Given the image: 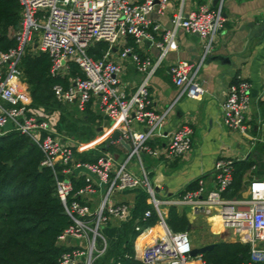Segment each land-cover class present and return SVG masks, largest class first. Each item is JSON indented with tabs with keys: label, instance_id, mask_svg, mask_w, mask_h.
<instances>
[{
	"label": "built area",
	"instance_id": "2783aa9c",
	"mask_svg": "<svg viewBox=\"0 0 264 264\" xmlns=\"http://www.w3.org/2000/svg\"><path fill=\"white\" fill-rule=\"evenodd\" d=\"M20 6L17 26L12 30L13 46L0 50V137L15 133L26 137L41 154L39 168L50 172L54 194L69 225L57 236L58 246L69 249L60 255L58 264H91L108 247L102 230L109 221L124 222L131 208L112 202V195L140 189L148 196L151 209L164 229L163 234L144 246L137 257L139 264H206L201 255L191 258L192 249L186 233H171L163 222V213L153 198L145 175L136 176L126 168L127 162L139 154L161 155L166 160L181 158L190 148L191 131L179 125L168 135L162 149L149 142L160 137L170 108L180 99L198 100L205 90L196 79L203 59L211 53L214 40L223 27L221 0L214 10L204 6L185 17L174 16L173 28L196 35L202 47L199 62L177 61L167 67V74L176 88L173 102L160 113L148 110L151 103L148 79L173 41V32H166L161 43L153 42L148 28V15L162 11L173 0H16ZM156 27L153 28V30ZM131 38L133 45H121ZM144 42L158 48L155 64L141 58L134 47ZM105 49L97 59L87 51L97 44ZM43 53L49 60L48 74L63 80L51 87L55 102L71 106L78 112L91 104L106 116L123 142L130 148L125 159L116 162L112 154L100 153L95 162H80L74 154L80 142L58 132L42 114L30 109V97L22 79L21 59L25 55ZM128 60L136 72L145 74L133 93L121 89V62ZM73 64L80 74L70 73ZM249 84L237 78L227 86L220 105L221 124L228 130L244 134V115L248 109ZM132 122L142 131L133 130ZM234 160L215 161L211 170L212 188L206 190L198 180L196 188L182 193L178 204L207 218H215L222 230L230 231L236 241L249 246L250 264L264 261V181L252 178L243 195L227 198L232 184ZM73 181L83 185L73 190ZM96 193L98 203L90 207ZM150 211L143 213L147 218ZM135 231L139 228L135 227Z\"/></svg>",
	"mask_w": 264,
	"mask_h": 264
},
{
	"label": "crops",
	"instance_id": "0c3cea01",
	"mask_svg": "<svg viewBox=\"0 0 264 264\" xmlns=\"http://www.w3.org/2000/svg\"><path fill=\"white\" fill-rule=\"evenodd\" d=\"M219 1L173 0L162 11L154 10L148 15L150 22L148 32L153 42L161 43L166 32H173L172 44L148 79L147 92L151 101L149 111L160 113L173 102L176 88L167 74V67L177 61L195 64L199 62L202 55V47L197 36L187 34L179 28L174 29L172 18L177 15L185 17L188 13L195 12L200 6L214 10ZM221 14L224 19L223 27L214 40L211 53L203 59L196 73V79L204 88L205 94L198 100L184 98L173 104L164 120L160 137H154L149 142L150 147L162 149L168 135L177 126L185 125L191 131L189 150L175 160H166L161 155L149 157L139 154V159L133 157L126 165L127 170L132 174L141 177L143 172L145 175L152 189L153 198L158 202L163 213V222L169 206L187 207L178 204L179 197L188 187L195 189L198 180L202 181L206 190L212 188L211 170L218 159L228 158L234 162L246 160L253 163L243 174L239 195H243L249 180L263 178L264 30L257 38L251 40L247 38L252 30L251 25H264V0H221ZM154 27L156 29L153 30ZM120 44L133 45V42L131 38L125 37L120 40ZM134 49L141 58L147 57L151 64L157 62L160 51L153 45L144 42ZM217 58L224 60L221 62ZM121 65V89L127 96L133 93L145 74L136 72L128 60L121 62ZM237 78L249 84V104L243 122L244 134L226 129L220 120V105L225 97L226 88L235 83ZM66 107L75 110L71 106ZM86 107L96 117V128L92 138L79 141L81 146L74 154V158L78 160L77 156L101 148V153L112 154L116 162L124 160L127 152L123 146L118 142L105 143V140L115 132V127L96 106L88 104ZM130 127L135 131L144 129L141 124L135 122H132ZM142 192L140 189H134L114 194L112 202H124L132 211L136 198ZM99 196L100 193L95 194L92 198L93 202L89 203L90 207L96 206ZM146 202L148 204V197ZM130 217L131 212L127 220ZM186 218L189 226L196 220H202L215 231L221 229L219 224L210 217L207 218L199 212H192L189 208ZM124 222L112 219L103 229L109 244L115 241ZM165 228L168 230L166 226ZM163 232L164 229L158 221L152 227L142 230L133 241L135 258L144 246L159 238ZM257 246L264 248V242Z\"/></svg>",
	"mask_w": 264,
	"mask_h": 264
},
{
	"label": "trees",
	"instance_id": "16d2710c",
	"mask_svg": "<svg viewBox=\"0 0 264 264\" xmlns=\"http://www.w3.org/2000/svg\"><path fill=\"white\" fill-rule=\"evenodd\" d=\"M19 14L20 6L16 0H0V50L13 46V40L7 37V33L16 28ZM104 49L105 44L99 43L87 54L95 60ZM20 67L31 101L30 109L56 111L59 108L63 114L60 112L58 132L77 141L93 137L96 117L87 107L82 113V120L71 121L64 117L69 113L67 107L53 100L51 87L64 83L49 76V60L45 54L25 55ZM69 69L71 75L80 74L73 64L69 65ZM101 151L98 148L79 155L78 161L95 162ZM40 160V152L26 137L15 133L0 137V264H58L60 255L69 251L56 243L57 236L70 222L61 215L50 172L39 169ZM252 164L246 160L233 162L232 184L225 197H239L241 179ZM262 179L264 181V174ZM72 184L75 191L83 182L73 181ZM190 190L193 188L188 187L184 192ZM147 197L142 192L136 198L130 219L121 224L115 241L91 264H139L134 258L133 241L142 230L158 221L146 202ZM147 210L150 215L143 218ZM187 211L188 207H168L164 224L171 233H185ZM135 227L139 230L135 231ZM248 250V245L219 243L201 258L206 264H250Z\"/></svg>",
	"mask_w": 264,
	"mask_h": 264
},
{
	"label": "rangeland",
	"instance_id": "374dc122",
	"mask_svg": "<svg viewBox=\"0 0 264 264\" xmlns=\"http://www.w3.org/2000/svg\"><path fill=\"white\" fill-rule=\"evenodd\" d=\"M11 31L12 30L7 33L8 38H11ZM67 111L69 112L68 115H64L66 119H70L71 121H77V119L82 120V113L72 110L69 107H67ZM35 112H37L38 115L42 114V117H44L50 124L54 125L55 129L58 127L61 112L59 108H57L56 111H42L38 109ZM62 114L63 113L61 112V115ZM78 126L80 127L81 125ZM140 156H142V154H140ZM189 227L190 228L187 231L185 230V233L192 247H200L211 243H238L230 231L222 229L215 231L213 227L207 225L202 220H196ZM101 232L103 234V230ZM262 263H264V261Z\"/></svg>",
	"mask_w": 264,
	"mask_h": 264
},
{
	"label": "water",
	"instance_id": "95a60500",
	"mask_svg": "<svg viewBox=\"0 0 264 264\" xmlns=\"http://www.w3.org/2000/svg\"><path fill=\"white\" fill-rule=\"evenodd\" d=\"M252 30L250 31V34L248 35V38L247 40H251L253 38H257L258 35L264 30V25H260V26H252L250 27ZM217 60L219 61H223L224 59L222 58H217ZM113 142H118L121 146H123V148L125 149V151L127 153L130 152V148L129 146L123 142V140L120 138V135L117 131L113 132L111 134V136L109 138H107L105 140V143H113ZM40 169V168H39ZM61 215H64L63 212H61ZM189 229V224L187 225L186 227V230ZM217 246L216 243H211V244H206V245H203V246H200V247H195V248H192L189 252V256L191 258H194L196 256H200V255H203L204 253L210 251L213 247Z\"/></svg>",
	"mask_w": 264,
	"mask_h": 264
},
{
	"label": "bare ground",
	"instance_id": "6f19581e",
	"mask_svg": "<svg viewBox=\"0 0 264 264\" xmlns=\"http://www.w3.org/2000/svg\"><path fill=\"white\" fill-rule=\"evenodd\" d=\"M211 220H213V221L217 222V220H216L215 218H213V219H211ZM217 223H218V222H217Z\"/></svg>",
	"mask_w": 264,
	"mask_h": 264
}]
</instances>
